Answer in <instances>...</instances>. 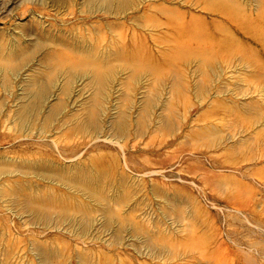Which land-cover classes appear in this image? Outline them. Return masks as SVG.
<instances>
[{"label":"rangeland","instance_id":"374dc122","mask_svg":"<svg viewBox=\"0 0 264 264\" xmlns=\"http://www.w3.org/2000/svg\"><path fill=\"white\" fill-rule=\"evenodd\" d=\"M221 6L264 29V0H0V264H264V52Z\"/></svg>","mask_w":264,"mask_h":264},{"label":"bare ground","instance_id":"6f19581e","mask_svg":"<svg viewBox=\"0 0 264 264\" xmlns=\"http://www.w3.org/2000/svg\"><path fill=\"white\" fill-rule=\"evenodd\" d=\"M218 12L223 14V15H225L233 23H239V24L241 23L242 28L244 29L245 33H247L248 35H251L254 38V40L258 44H260L261 49L264 52V31H263L264 29L262 30V28H260V26L262 24L259 21L258 22H253L252 21L253 22L252 23L251 21H249L246 18V16L245 17H241L242 15L239 16L238 14H236L231 7L229 8V7L221 6L218 9ZM206 37H208V36H206ZM197 39L199 40V38H197Z\"/></svg>","mask_w":264,"mask_h":264}]
</instances>
